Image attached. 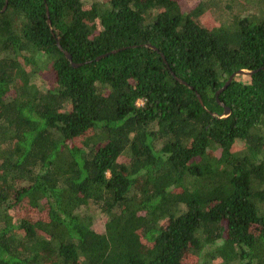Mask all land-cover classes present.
<instances>
[{
	"label": "trees",
	"instance_id": "1",
	"mask_svg": "<svg viewBox=\"0 0 264 264\" xmlns=\"http://www.w3.org/2000/svg\"><path fill=\"white\" fill-rule=\"evenodd\" d=\"M212 8L0 0V264H264V14Z\"/></svg>",
	"mask_w": 264,
	"mask_h": 264
},
{
	"label": "rangeland",
	"instance_id": "2",
	"mask_svg": "<svg viewBox=\"0 0 264 264\" xmlns=\"http://www.w3.org/2000/svg\"><path fill=\"white\" fill-rule=\"evenodd\" d=\"M84 6H89L91 3L100 0H82ZM183 11H189L200 2H210L213 4L212 11L205 15L206 23L209 25L218 24L219 22L230 21L233 17H249L261 16L264 14V3H259V0L250 2V0H177ZM210 15V16H209ZM140 104V102H139ZM264 213V210L262 211ZM89 213L93 216V229L98 233L104 231L103 216L100 215L94 207H90ZM42 214H35V217H41ZM211 249V248H210ZM199 264H223L217 258H210L207 255H202Z\"/></svg>",
	"mask_w": 264,
	"mask_h": 264
},
{
	"label": "water",
	"instance_id": "3",
	"mask_svg": "<svg viewBox=\"0 0 264 264\" xmlns=\"http://www.w3.org/2000/svg\"><path fill=\"white\" fill-rule=\"evenodd\" d=\"M48 24H49V22H48ZM58 47H59L60 50H62V49L60 48L59 45H58ZM147 47H148V48H151V49H153V50H155V48L152 47V46H150V45H148ZM115 52H117V51H113V52H111V53H115ZM64 55H65L66 59H67L69 62H71V57H70V55H69L68 53H66V52H64ZM102 57H104V56H101V57L97 58V60H99V59L102 58ZM161 57H162L163 61H165V59L163 58L162 55H161ZM72 66H73L74 68H76V67H78L79 65H78V64H77V65H76V64H72ZM253 73H254V71H245V70H239V71L233 73L231 76H229V78H228V80L226 81V83L224 84V86H223L220 90H218V92L216 93V95H218L219 93L223 92V91H224V90H225V89L231 84V82L236 78V76H238V75L249 76V75H252ZM180 82H181L182 84L186 85L184 82H182V81H180ZM197 100H198V102L200 103V105L203 106L202 100H201V98H200L198 95H197ZM203 107H204V106H203ZM228 114H229V111H228L227 109H225L222 117H223V118H224V117H227Z\"/></svg>",
	"mask_w": 264,
	"mask_h": 264
}]
</instances>
